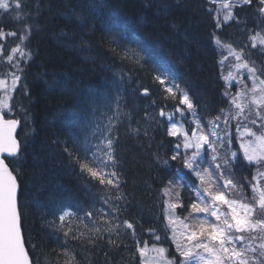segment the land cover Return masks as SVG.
Here are the masks:
<instances>
[{"label": "snow or ice", "instance_id": "6c2138e0", "mask_svg": "<svg viewBox=\"0 0 264 264\" xmlns=\"http://www.w3.org/2000/svg\"><path fill=\"white\" fill-rule=\"evenodd\" d=\"M210 3L217 5L213 17L215 28L220 29L222 24L230 21L243 23L241 30L248 32L249 44L236 49L212 33L217 49H227L228 55L219 62L221 69L228 57H232L234 63L230 64L228 74L225 76L222 72L221 76L227 85L222 95L228 107L221 108L206 122L190 92L175 82L168 69L155 65L150 54L143 50L122 48L116 35L109 40L110 46H114L113 52L120 50L123 53L122 60L131 58L140 66L153 63V71L157 73L155 81L165 85L166 98L175 102L173 112L166 113L163 108L159 111V116L168 124L167 136L175 138L172 154L165 157L157 151L153 153V159L158 166L172 169L171 162H177L183 169L176 167L175 176L162 189L166 197L163 201V215L167 221L165 233L167 235L170 229L168 238L175 244L176 254L155 242L149 246L137 231L139 221L121 219L131 204L122 191L124 179L116 155L117 126L121 117L128 115L121 112L117 94L111 98H93L87 111L89 124L81 128V136L71 147L64 144L70 169L86 182L99 185L104 195L97 197L87 210H62L51 219L43 220L51 237L57 241L62 237L64 241L56 254L55 264H83L67 247L68 240L80 242L82 249L91 255L93 250L103 251V244L109 249H127L129 245L125 241L128 239L133 241V250L128 260L121 258L119 264H134L137 259L138 264H264V59L258 64L251 52L257 49L258 55L264 58V28L261 27L264 25V0H210ZM91 6L85 4L79 11L74 7L66 18L86 24V13ZM245 6L256 8L254 28H249L246 21L239 18L237 10ZM42 11L41 0H34L33 4L27 0H0V17L23 26L18 33L0 25V40L19 36L20 41L7 53L4 44L0 43V58L14 69L0 77V264H33L23 225L16 169L6 163V160L19 159L23 155L22 142L15 135L20 120L5 119L4 110L12 112V94L20 86L24 65L33 58L26 41L33 30H39L37 19ZM120 79H124L123 74ZM58 83L53 81V84ZM233 87H238L234 94L230 90ZM141 94L149 96L150 91L143 87ZM69 116L73 120L80 119L77 113ZM155 123L160 126V121ZM233 125L239 150L232 147ZM131 131L137 137L141 135L139 127ZM143 136L151 139L147 129L143 130ZM147 146L151 147V144ZM157 147L162 149L163 143ZM245 166L256 169L250 180L247 176L237 175ZM189 175L191 180L187 178ZM249 189L251 196L247 195ZM181 190L189 193L187 206L181 199ZM85 191L88 192L87 188ZM185 207L187 215L181 219L177 210ZM85 218L93 227H88ZM81 224L87 232L81 230ZM147 231L154 241L161 240L155 228ZM36 247L34 243L31 245L32 249ZM104 256L107 264L109 252L105 251Z\"/></svg>", "mask_w": 264, "mask_h": 264}, {"label": "trees", "instance_id": "16d2710c", "mask_svg": "<svg viewBox=\"0 0 264 264\" xmlns=\"http://www.w3.org/2000/svg\"><path fill=\"white\" fill-rule=\"evenodd\" d=\"M27 2L33 4L34 0ZM85 4L92 5L86 13V24L66 18L72 8L79 11ZM41 5L39 30H33L26 41L33 58L24 65L20 86L12 94V112H5L6 116L20 120L17 139L22 142L23 155L7 163L16 169L14 174L20 185L19 201L30 258L33 264H55L64 241L62 237L59 241L52 238L43 220L64 209L87 210L97 197L104 195L99 185L86 182L70 169L64 144L71 147L81 136V128L89 124L87 111L93 98L117 94L121 112L128 115L122 116L117 126L116 155L123 173L122 191L131 204L121 219L139 221L138 233L152 244L155 241L147 229L155 228L161 237L164 234L162 189L175 176L174 169H182L177 162H171L172 169H168L158 166L153 159L157 151L170 156L175 142L166 134V119L159 116L161 108L170 113L175 102L166 98L165 85L155 81L153 63L168 69L175 82L190 92L203 120L211 118L227 105L222 95L226 86L219 63L224 56L212 33L226 38L225 26H231L226 23L215 28V10L207 0H41ZM237 11L240 20L253 28L256 8L245 6ZM0 25L18 33L23 30L22 25L6 17H0ZM241 26L244 28L243 23ZM112 35L120 39L122 48L150 54L153 63L140 66L131 58L122 60L120 50H111ZM19 42V36L0 40L5 53ZM10 70L14 69L0 58V75ZM143 87L149 89V96L141 94ZM71 113L79 114L80 119H71ZM156 120L160 121L159 127ZM137 127L141 129L139 137L131 131ZM144 129L151 139L143 136ZM149 143L151 147L147 146ZM161 143L162 149L157 147ZM251 169L245 166L237 175H249ZM187 178L192 179L190 175ZM181 192L187 206L189 193ZM85 223L93 227L87 218ZM80 228L87 232L83 224ZM160 242L170 246L163 237ZM33 243L37 245L35 249L31 248ZM125 243L129 247L119 250L103 244V251L93 250L91 255L78 241L68 240L67 247L83 264H106L105 251L110 256L107 264H119L121 258L127 261L133 250L131 239ZM134 264H138V259Z\"/></svg>", "mask_w": 264, "mask_h": 264}, {"label": "rangeland", "instance_id": "374dc122", "mask_svg": "<svg viewBox=\"0 0 264 264\" xmlns=\"http://www.w3.org/2000/svg\"><path fill=\"white\" fill-rule=\"evenodd\" d=\"M216 7H217V6H216ZM213 9L215 10L216 8L213 7ZM254 22H255V20H254ZM232 24H233V25H232L233 28L228 27V26H225V28H226V29H225V33L227 32L226 35H225L226 38H223V39H221V40H222L225 44H228V43L232 44V46L235 47L236 49L242 48V47H244L246 44H249L248 39H247L248 32H247L246 30H245V31H242V30H241V29L243 28V27L241 26V24H235L234 21H232ZM224 25H225V24H224ZM252 26H253V28H254V27L256 26L255 23H254ZM261 27L264 28V25H261ZM228 30H229V31H228ZM257 30H259V29H257ZM227 37H228V38H227ZM230 37H232V38H230ZM8 51H10V49H9ZM219 51H220V53H221L222 56H227V55H228V53H227V49H226V48H225V49H219ZM251 52H252V58H253V59H256L258 64L261 63L262 59H264V58H262V57H260V56L258 55L257 49H252ZM221 60H222V59H221ZM232 63H234V59H233L232 57H228L227 60H224V67H223V69H222L223 75L226 76V75L228 74V72H229V70H230V64H232ZM5 75H6V74H4V75H0V77H3V76H5ZM223 80H224V79H223ZM9 83H10V80H9ZM248 83H249V86H250V81H249ZM224 84H225V86H227L225 80H224ZM230 90H231V91L233 92V94H234V93L238 90V87H233V88H231ZM0 95H2V93H0ZM227 107H228V105H226V106L223 107V108H227ZM4 111H7V110H4ZM173 111H174V109L171 110L170 113L173 112ZM177 119H179L178 116H177ZM208 119H210V118H207V119L204 120V121L206 122ZM166 124H167V121H166ZM185 126L188 127L187 124H186ZM167 127H168V124H167ZM233 143H234V145H235L234 148H233V150H239V142L236 141V138H235V128H234V125H233ZM239 155L242 157V155H243L242 151L239 152ZM245 163H247V162H245ZM255 171H256L255 167H252L250 174H249V175H244V176H247L248 179L250 180L252 174H254ZM240 175H241V174H240ZM247 195L251 196V191H250V189L248 190ZM165 199H166V197L164 196V200H165ZM188 203H190V201H188ZM188 203H187V204H188ZM64 210H67V209H64ZM184 212H185V214H183ZM177 214L181 217V219H183V217L187 215V207L185 208V210H184V209H181V211L178 209V210H177ZM166 224H167V221L164 219V226H163L164 234H163L162 237L166 240V242H168V243L170 244V246L167 245V244H165V243L162 244L160 241H155V243L158 244V245H161V246H163V247H166V248L169 250V253H171V254H176V253H175V244H173V242L171 241V239L168 238V236H170V229L168 230L167 235H166V233H165V226H166ZM176 227L179 228L180 226L177 224ZM162 237H161V238H162ZM152 243H153V242H152ZM149 246H151V244H149ZM150 255H154V254L150 253Z\"/></svg>", "mask_w": 264, "mask_h": 264}, {"label": "flooded vegetation", "instance_id": "af4514ba", "mask_svg": "<svg viewBox=\"0 0 264 264\" xmlns=\"http://www.w3.org/2000/svg\"><path fill=\"white\" fill-rule=\"evenodd\" d=\"M207 2L211 5V7H215L216 8L217 5L210 3V0H207ZM235 23L237 24V22H235ZM227 24L232 27V21L228 22Z\"/></svg>", "mask_w": 264, "mask_h": 264}, {"label": "water", "instance_id": "95a60500", "mask_svg": "<svg viewBox=\"0 0 264 264\" xmlns=\"http://www.w3.org/2000/svg\"><path fill=\"white\" fill-rule=\"evenodd\" d=\"M4 118H5V116H4ZM5 119H13V118H5ZM20 127V124L17 126V129H16V133H15V135H16V137H17V133H18V128ZM6 155V154H5ZM11 168V167H10Z\"/></svg>", "mask_w": 264, "mask_h": 264}, {"label": "bare ground", "instance_id": "6f19581e", "mask_svg": "<svg viewBox=\"0 0 264 264\" xmlns=\"http://www.w3.org/2000/svg\"><path fill=\"white\" fill-rule=\"evenodd\" d=\"M92 7V6H91ZM105 67V66H104ZM113 83V82H112ZM112 91V90H111ZM87 96H88V94H87ZM91 96V95H90Z\"/></svg>", "mask_w": 264, "mask_h": 264}]
</instances>
